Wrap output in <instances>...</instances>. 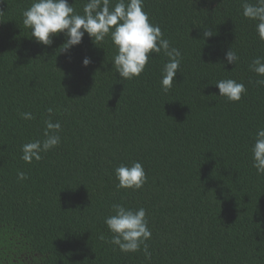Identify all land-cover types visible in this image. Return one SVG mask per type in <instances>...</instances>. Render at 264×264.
<instances>
[{"label":"trees","instance_id":"obj_1","mask_svg":"<svg viewBox=\"0 0 264 264\" xmlns=\"http://www.w3.org/2000/svg\"><path fill=\"white\" fill-rule=\"evenodd\" d=\"M0 264H264V0H0Z\"/></svg>","mask_w":264,"mask_h":264}]
</instances>
